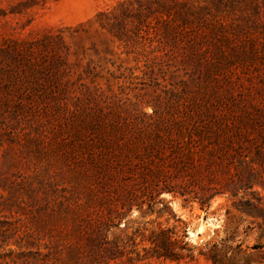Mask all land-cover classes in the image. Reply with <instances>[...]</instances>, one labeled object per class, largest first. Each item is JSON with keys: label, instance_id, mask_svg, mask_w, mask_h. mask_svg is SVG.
I'll use <instances>...</instances> for the list:
<instances>
[{"label": "rangeland", "instance_id": "374dc122", "mask_svg": "<svg viewBox=\"0 0 264 264\" xmlns=\"http://www.w3.org/2000/svg\"><path fill=\"white\" fill-rule=\"evenodd\" d=\"M129 2L0 0V97L12 105L0 114V216H46L40 206L49 201L57 207L80 184L83 199L93 196L87 191L96 186L94 144L100 139L93 138L92 125L154 108L164 115L177 104H222L262 146V156L253 158L264 166V0H256V51L235 58L230 72L219 76L205 66L158 57L154 17L138 34L136 20L128 19L122 38L102 26L105 12L121 13ZM256 189L250 197L257 207L249 210L228 196L204 208L165 192L151 210L147 202H135L108 230L122 250L112 262L264 264V188ZM96 210L93 204L90 211ZM90 216L99 219L96 212Z\"/></svg>", "mask_w": 264, "mask_h": 264}, {"label": "trees", "instance_id": "16d2710c", "mask_svg": "<svg viewBox=\"0 0 264 264\" xmlns=\"http://www.w3.org/2000/svg\"><path fill=\"white\" fill-rule=\"evenodd\" d=\"M257 9L256 0H130L121 13L105 12L102 26L122 38L128 19L136 20L132 29L138 34L154 17L158 57L205 66L219 76L230 72L235 58L256 51ZM6 100L0 97V114L12 108ZM173 110L159 115L154 108L152 114L92 125L93 138L100 139L94 144L96 186L87 191L93 196L83 199L80 184L57 207L49 201L40 206L46 216L1 215L0 264H114L122 250L108 239L109 228L135 202H147L151 210L163 192L202 208L223 196L239 198L234 203L245 210L257 207L250 195L259 193L256 186L264 188V166H257L253 153L262 156V146L254 145L222 104L193 101ZM93 204L99 219L90 216Z\"/></svg>", "mask_w": 264, "mask_h": 264}]
</instances>
